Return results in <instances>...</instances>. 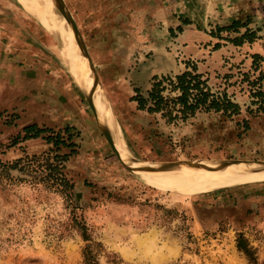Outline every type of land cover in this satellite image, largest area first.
<instances>
[{"label":"rangeland","instance_id":"374dc122","mask_svg":"<svg viewBox=\"0 0 264 264\" xmlns=\"http://www.w3.org/2000/svg\"><path fill=\"white\" fill-rule=\"evenodd\" d=\"M43 1L44 19L20 0H0V264H82L91 240L101 244L90 245L101 264H252L237 247L238 236L246 239L257 264H264V179L189 194L155 183L165 179L137 176L178 173L170 178L177 183L226 168L197 175L185 161L203 168L233 160L264 162V112L250 102V88L257 84L248 83L263 73L256 83L264 88L263 66L258 73L252 68L246 75L230 74L226 64L221 69L183 59L164 45L169 30L151 16L131 15L130 1L123 6V0H64L123 150L131 161H140L143 171L134 172L137 166L129 169L131 162L124 165L109 147L95 124L89 94L74 79L73 71L81 77L84 68L93 72L70 22L56 0L57 8ZM186 60L213 89L232 93L239 113L197 111L185 121L168 122L160 113L136 108L134 88L145 93L154 74L180 72ZM63 87L76 94V125L47 119L36 109L39 103L43 108L51 90ZM99 98L96 106L107 117ZM29 122L54 130L68 125L76 133L77 152L63 168L73 185L70 198L46 182L41 162L50 144L41 136L12 143ZM82 224L89 240L82 236ZM150 240L152 248L138 245Z\"/></svg>","mask_w":264,"mask_h":264},{"label":"crops","instance_id":"0c3cea01","mask_svg":"<svg viewBox=\"0 0 264 264\" xmlns=\"http://www.w3.org/2000/svg\"><path fill=\"white\" fill-rule=\"evenodd\" d=\"M129 1L131 15L151 16L165 31L173 29V35H167L169 38L164 45L178 50L183 59H195L221 69L226 64L230 74H241L254 68L253 53L264 58V0H123V6ZM183 19L188 22L183 23ZM237 19L248 20L240 32L246 27L255 30L257 37L253 41L233 44L227 38L235 33L218 29ZM177 25L181 26L179 31L175 29ZM256 64L258 73L264 67V60ZM231 68L234 71L229 70ZM75 96L74 90L67 87L51 90L43 108L37 101L36 109L47 119L51 115V119L59 117L60 121L76 125L78 105Z\"/></svg>","mask_w":264,"mask_h":264},{"label":"trees","instance_id":"16d2710c","mask_svg":"<svg viewBox=\"0 0 264 264\" xmlns=\"http://www.w3.org/2000/svg\"><path fill=\"white\" fill-rule=\"evenodd\" d=\"M247 21L237 19L227 25L220 26L218 29L234 32L233 36L227 38L233 44L240 45L244 41L251 42L257 37L255 30L246 27L240 32V28L246 26ZM187 22L188 19H183V23ZM180 29L181 26L177 25L176 30L179 31ZM169 32L171 35L174 33L172 28H169ZM251 56L252 65H255L253 69H256L257 61L264 60V58L257 53H253ZM184 63L185 68L173 75L162 74L158 76L154 74L151 78L150 87L145 93H142L138 87L134 88L135 93L131 96V99L136 102V108L145 110L148 113H160L168 122L185 121L197 111H215L225 115L239 113L240 104L234 99L233 94L228 93L226 88L213 89L208 83V78L197 70L195 63L187 60ZM246 73L248 72L244 74L246 75ZM262 74L259 73L254 80H250L248 83L257 84L255 88H250V102L256 105L255 110L264 112V88L260 83H256L261 79ZM166 90L173 94H164ZM249 109L252 108L249 107ZM69 127L65 125L63 128L54 130L51 126H40L36 122H29L21 126L12 143L41 136L46 143L50 144L51 146L47 151L49 155L47 153L45 161L41 162V166L47 171L45 174L46 182L63 188L65 195L70 198L73 185L66 178L63 168L68 158L77 152L78 145L73 140V135L76 133L70 132ZM62 147L69 150L59 152ZM51 152H53L52 155H50ZM82 229L83 238L89 240L90 236L86 232L84 224H82ZM91 244L101 245L99 242L91 240L86 245L82 264H101L96 253L90 249ZM236 245L245 253L252 264H257L253 251L243 236H238Z\"/></svg>","mask_w":264,"mask_h":264},{"label":"bare ground","instance_id":"6f19581e","mask_svg":"<svg viewBox=\"0 0 264 264\" xmlns=\"http://www.w3.org/2000/svg\"><path fill=\"white\" fill-rule=\"evenodd\" d=\"M25 7L28 8L31 12H34L36 15H38L40 18L44 19V12L45 9L43 5H41L43 0H20ZM54 8H57L55 0H47ZM44 3V1H43ZM58 16H60V20H62L63 24L66 25V22L62 19V17L65 19V17L58 13ZM72 30V29H71ZM73 35V32H72ZM74 37V36H73ZM75 39V38H74ZM72 43V42H71ZM77 43V42H76ZM79 47V46H78ZM81 50V49H80ZM82 52V51H81ZM83 54V53H82ZM84 55V54H83ZM86 58V56L84 55ZM87 59V58H86ZM89 65V64H88ZM86 75L81 77L77 71H73V76L76 82L82 87V90L86 94H92L93 98V104L97 113V119L99 121L100 126H105L111 136V139L114 143V146L118 152V155L122 161L125 163L131 162V166H137L134 172H141L142 168H140V164L137 161H131L132 156L130 153H128L125 150H123L121 140L118 134V131L116 127L112 124L114 123V116L112 113V110L108 104V101L106 100L104 94L101 90H99V81H96L93 74L91 73L89 68H84ZM92 75V77H90ZM91 78H94V82L91 80ZM98 83H96V82ZM102 98L103 102L105 103L107 107V117H105L102 113V111L97 108L96 104L100 102V98ZM100 115V118H99ZM102 120V121H101ZM129 161H128V160ZM202 164H194V165H187V167L195 168L194 171H196L197 175L204 174L207 172H211L213 170H217L223 167H226L220 171H215L209 174L201 175V176H195V177H189L186 179H183L179 182H175V180L170 179L175 176H181L178 173H170V172H152L149 174H145L141 177L138 176L139 179L145 181L146 178L152 177V179H165L161 181H156V184L163 185L165 187H169L170 189H175L176 192L181 193H189V194H196L204 191H209L215 188L219 187H225V186H232L235 184H239L242 182H251L258 179H264V164L258 163L255 161L250 162H239V163H230V164H215L207 166L206 168H203ZM228 166V167H227ZM240 167V168H236ZM181 166L175 168L179 169ZM141 174V173H140ZM169 178V179H167ZM145 241V240H144ZM151 240L146 243L138 242V245H141L140 247H143L144 249H149L153 247V244H150ZM143 251V250H142ZM150 253V252H149ZM153 258V257H151Z\"/></svg>","mask_w":264,"mask_h":264},{"label":"water","instance_id":"95a60500","mask_svg":"<svg viewBox=\"0 0 264 264\" xmlns=\"http://www.w3.org/2000/svg\"><path fill=\"white\" fill-rule=\"evenodd\" d=\"M57 3H58V6L62 12V14L68 19V21L70 22L72 28H73V31H74V36H75V40L77 42V44L79 45L82 53L86 56L87 58V61H88V64L93 72V75L95 77V80L98 81V76L95 72V68L93 67V62L91 60V57H90V54L87 50V47L86 45L84 44V42L81 40L80 38V34H79V30H78V27H77V23L74 19V17L72 16L71 12L69 11L66 3L64 0H56ZM87 99V102H88V105L92 111V114H93V117H94V121H95V124H97V127L99 128V130L101 131L102 135L104 136L106 142L108 143L109 147L112 149V151L115 153V155L118 157V159L125 165V162L122 161L118 155V152L114 146V143L111 139V136H110V133L108 131V129L105 127V126H99L98 123H97V113H96V110H95V107H94V104H93V98H92V94H90L89 96L86 97ZM137 162H140V161H137ZM239 162H250V161H240V160H233V161H230V162H226L225 164H230V163H239ZM258 163H262L264 164L263 161H260ZM196 163H193V162H190V161H185V164L183 165H194ZM224 164V165H225ZM129 169H133V167L135 166H131V165H126ZM163 168H167V167H170L169 165L167 166H161Z\"/></svg>","mask_w":264,"mask_h":264}]
</instances>
